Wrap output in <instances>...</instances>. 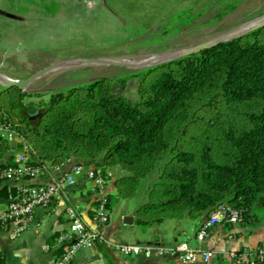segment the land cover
Wrapping results in <instances>:
<instances>
[{"label": "trees", "instance_id": "1", "mask_svg": "<svg viewBox=\"0 0 264 264\" xmlns=\"http://www.w3.org/2000/svg\"><path fill=\"white\" fill-rule=\"evenodd\" d=\"M218 5L214 20L235 7ZM202 12L181 10L156 30L178 33ZM26 96L2 90L0 120L24 140L31 162L74 157L107 177L112 168L121 197L143 195L139 224L203 220L220 204L252 224L264 203V25L160 65L70 85L44 107Z\"/></svg>", "mask_w": 264, "mask_h": 264}, {"label": "crops", "instance_id": "2", "mask_svg": "<svg viewBox=\"0 0 264 264\" xmlns=\"http://www.w3.org/2000/svg\"><path fill=\"white\" fill-rule=\"evenodd\" d=\"M99 3L95 0L90 4L87 0H0V66H19L39 60L40 65L37 66L44 67L51 60L50 57H46L47 54L36 59L39 54L34 57L33 53L27 54V51L38 50L37 52L45 53L48 50H63L74 45L73 42L81 43V38L87 37V31L84 29L81 31L79 25L84 22L82 17L91 15L86 13V8L99 7ZM40 68L42 67L37 69ZM27 76L19 74L16 77ZM30 85H34L33 82ZM0 86L2 87L1 83ZM1 140H7L8 148L4 150L0 148V165L18 161L21 155L32 159L24 140L16 133L12 138H0ZM74 163L76 159L71 157L61 163V170H67ZM107 173L110 182L107 180L103 193L108 199L110 217L108 223L99 228L106 241L172 245L177 240L186 238L191 247L199 246L213 250L217 254L219 264H231L227 257L231 250L239 251L244 248L253 250L264 246V220L260 223L255 220L254 225L250 224L251 227H247L243 222L220 223L203 239L198 238L197 231L204 219L168 218L160 223L139 224L136 221L139 205L127 209L129 202L126 200L123 207L113 208L114 203L120 198H128L121 197L115 188L114 180L117 173L111 169ZM57 175L58 171L46 168L33 178L18 182L1 181L0 190L5 188L3 189L5 194L0 192V208L7 204L14 195L12 189H16L18 185L48 183ZM94 203L90 182L79 179L74 186L61 192L49 208H36L33 221L19 235L12 236L9 232L14 224H11L9 229L0 227V254L3 257V264H53L54 255L60 251L56 246L55 237L68 226L65 206L75 205L83 218L94 226L90 220ZM46 246H49V249ZM71 264H202V262L200 259L191 263L184 262L177 256H127L97 241L93 247L77 250Z\"/></svg>", "mask_w": 264, "mask_h": 264}, {"label": "rangeland", "instance_id": "3", "mask_svg": "<svg viewBox=\"0 0 264 264\" xmlns=\"http://www.w3.org/2000/svg\"><path fill=\"white\" fill-rule=\"evenodd\" d=\"M93 1L87 0V3L90 4ZM95 1L100 2L99 7L95 6L92 9L85 7L86 13L91 15L86 16V18L85 16L82 17L84 22L79 25L81 31L83 29L87 31V37L81 38V43L73 42L74 45L63 50H48L45 53L37 52L38 50H29L27 54L33 53L34 57L39 54L36 59L45 57V54H47L46 57H50L51 60L45 66L55 62L85 59L108 60L110 62L70 66L55 73L38 75L32 80L34 85H29L24 89L27 94L24 99L25 103L38 105L41 102L42 107H44L50 98V94L64 90L70 85L86 83L101 77H118L132 71L154 66L129 67L114 62L118 63L123 59L139 60L154 54L178 52L212 40L225 39V36L230 32L264 15V0H224L226 3L232 1L235 7L219 20L214 19L218 10L221 9L218 2L222 0ZM211 3H217L214 5L215 8H207ZM184 9H191L193 13L203 12L184 30L172 35L160 36L156 28L169 21L172 15ZM221 25H223V29H219ZM191 53L193 52L183 53V55L170 60ZM38 64L39 60L30 61V64H20L19 66H0V73L18 79L16 76L19 74L30 76L39 70L38 67H45L37 66ZM124 94L129 96L132 93L127 89ZM110 169L116 173L110 167L106 168V171ZM113 194L115 193L113 192ZM142 196L139 194L128 199L120 198L118 202L114 203L113 208L123 207L124 202L127 200L129 202V208L127 209H133L141 203L140 198ZM253 213L252 225L255 223V217L257 222H262L264 220V203H258L254 207ZM246 224L247 227L252 226L250 223Z\"/></svg>", "mask_w": 264, "mask_h": 264}, {"label": "built area", "instance_id": "4", "mask_svg": "<svg viewBox=\"0 0 264 264\" xmlns=\"http://www.w3.org/2000/svg\"><path fill=\"white\" fill-rule=\"evenodd\" d=\"M12 125L0 120V138H12L15 134ZM61 164H33L31 159L21 155L18 161L0 165L1 181H22L33 178L42 173L46 168L58 171V175L48 183H22L17 186L16 193L10 197L7 204L0 208V227L9 229L12 236H17L28 228L34 218V210L38 207L49 208L53 200L70 186H74L79 179L90 182V192L94 196L92 208V226L86 221L79 209L73 204H67L65 211L68 216V226L56 235V246L60 248L54 255L53 264H71L77 250L83 247H93L97 241L105 243L110 248L127 256H177L184 262H194L198 259L202 264H219L213 250L203 249L199 246L191 247L187 239H179L172 245H153L135 242H110L106 241L99 231L109 221L108 199L103 193L108 177L100 168L72 164L67 170H61ZM109 175V174H108ZM240 211L230 205H218L199 226L197 236L203 239L208 232L220 223L241 222ZM49 249V246H46ZM231 264H264V246L253 250H231L227 253ZM0 264L3 257L0 254Z\"/></svg>", "mask_w": 264, "mask_h": 264}, {"label": "bare ground", "instance_id": "5", "mask_svg": "<svg viewBox=\"0 0 264 264\" xmlns=\"http://www.w3.org/2000/svg\"><path fill=\"white\" fill-rule=\"evenodd\" d=\"M264 23V15L254 19L250 22H248L247 24H244L243 26H241L240 28L235 29L233 32H230L229 34H227L225 37L226 38H231L234 37L238 34H240L241 32L250 30L252 28L257 27L258 25ZM223 39V38H222ZM187 50H181L178 52H169V53H164V54H154V55H150L147 56L146 58L143 59H139V60H120L119 63H122L124 65H127L129 67H146V66H151V65H155L158 63H162L165 62L167 60H170L172 58H175L177 56L183 55V53H186ZM185 56V55H184ZM114 61V60H113ZM110 62L108 60H102V61H95V62H85L83 60H75V61H70V62H64L61 63L55 67H53L49 73H55L61 69L70 67V66H77V65H85V64H103V63H107ZM6 76V75H5ZM4 75H0V82L1 81H7L8 78L5 77Z\"/></svg>", "mask_w": 264, "mask_h": 264}, {"label": "water", "instance_id": "6", "mask_svg": "<svg viewBox=\"0 0 264 264\" xmlns=\"http://www.w3.org/2000/svg\"><path fill=\"white\" fill-rule=\"evenodd\" d=\"M263 25H264V23L258 25L255 28H258V27L263 26ZM255 28H252V29H250L248 31L241 32L240 34H238V35H236L234 37H231V38L216 39V40L209 41L207 43L199 44V45H197V46H195L193 48L187 49L186 53L195 52V51H198V50H200L202 48L209 47V46H213V45H215V44H217L219 42L228 41V40H231L233 38L240 37V36L246 34L247 32H249V31H251V30H253ZM83 61L89 63V62L102 61V60H98V59H85ZM61 63H64V62H55V63H52V64H50L48 66H45L42 69H39L37 72L33 73L32 75H30L28 77H24V78L13 79V78H10V77L5 76V77L8 78V80L5 81V82L4 81H1L0 82L1 85H2V88L0 89V94H1L2 90L6 89V88H10V87H17V88L21 89L22 91H24V89L30 85V83L32 82V80L35 77H37L38 75H41V74L49 73V71L53 67H55V66H57V65H59ZM114 63L120 64V65H124V64L119 63V62L118 63L117 62H114ZM162 63H158L156 65H160ZM156 65H154V66H156ZM45 110H46L45 108H40V109L36 110V112L39 113L40 115H42L45 112ZM154 240H156V239H154Z\"/></svg>", "mask_w": 264, "mask_h": 264}]
</instances>
